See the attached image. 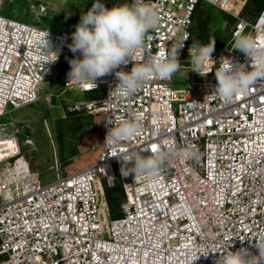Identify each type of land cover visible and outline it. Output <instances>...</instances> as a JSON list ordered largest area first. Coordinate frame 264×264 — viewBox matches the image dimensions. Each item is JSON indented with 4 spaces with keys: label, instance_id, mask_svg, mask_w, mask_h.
<instances>
[{
    "label": "built area",
    "instance_id": "built-area-1",
    "mask_svg": "<svg viewBox=\"0 0 264 264\" xmlns=\"http://www.w3.org/2000/svg\"><path fill=\"white\" fill-rule=\"evenodd\" d=\"M198 1L144 0L157 10L160 22L148 33L138 63L167 52L185 36L180 57L189 56ZM203 1L230 12L231 0ZM235 16L231 41L239 32L264 43V6L252 19ZM70 39L69 33L0 14V115L8 105L19 109L36 102L41 84L67 53L64 89L105 91L70 108L99 117L96 159L53 181L42 182L31 169L13 122L0 123V264H187L200 245L217 253L193 264H216L230 243L231 251L243 247L258 254L254 242L264 237V82L232 101L214 93L220 57L247 62L251 70L250 59L225 46L212 54L204 69L209 73H196L199 78L187 86L173 88L172 78H153L121 98L115 91L110 95L118 83L115 72L98 78L91 90L69 82V60L82 58L68 49ZM52 52L56 61L46 62L55 59ZM121 67L130 71L133 64ZM135 113L143 116L140 131L115 151L148 156L155 145L157 152L168 153L154 184L134 174L123 178L121 160L103 144L104 121L118 124ZM117 180L124 198L121 215L112 217L107 189Z\"/></svg>",
    "mask_w": 264,
    "mask_h": 264
},
{
    "label": "clouds",
    "instance_id": "clouds-1",
    "mask_svg": "<svg viewBox=\"0 0 264 264\" xmlns=\"http://www.w3.org/2000/svg\"><path fill=\"white\" fill-rule=\"evenodd\" d=\"M160 22L157 10L144 2L132 0L131 3L114 4L111 8L100 0H95L92 6L81 14L75 31L71 34L72 42L69 50L81 57L69 60V82L85 84L89 90L97 87L98 78L115 72L118 80L115 91L118 97H130L140 90L151 79L171 80L173 75L181 69L180 50L184 48L187 36L180 39L167 52L147 57L144 62L138 63L140 51L145 48L148 33L154 30ZM49 47V44H48ZM232 50H239L250 59V68L247 64L234 62L230 57H220L215 70L217 84L215 92L226 101H232L243 95L247 90L264 82V43L258 42L252 34L237 33L231 46ZM215 39H209L207 44L194 41L189 47V70L200 75H206L204 69L214 59ZM53 53V52H52ZM49 58L46 62H55ZM133 64L130 71L121 67ZM214 66V65H213ZM143 116L135 113L128 120H121L118 124L113 119L104 121L107 127L104 145L112 150L111 156L121 160V176L127 178L134 174L149 184H154L161 169L168 162L169 154L153 151V154L144 156L136 152L117 153L115 149L125 141L131 140L140 131ZM182 155V154H181ZM115 179V177H110ZM258 254H252L247 248L236 251L219 252L221 255L216 264H264V237L254 242ZM214 252L205 245H200L198 254L189 256L187 264H193L200 256L207 257Z\"/></svg>",
    "mask_w": 264,
    "mask_h": 264
},
{
    "label": "rangeland",
    "instance_id": "rangeland-1",
    "mask_svg": "<svg viewBox=\"0 0 264 264\" xmlns=\"http://www.w3.org/2000/svg\"><path fill=\"white\" fill-rule=\"evenodd\" d=\"M94 1L5 0L0 14L39 28L72 34L81 14L87 12ZM112 1L114 4L132 2ZM100 2L105 3L104 0ZM204 9L208 19V31L212 39H215L218 50L232 46L230 37L237 19L235 15L250 19L255 17L254 6L247 0H231L230 12L210 3H204ZM71 42L70 39L68 44ZM188 57H179L181 69L173 75L171 87H185L192 78H199L196 72L189 70ZM60 67L58 62L51 75L43 81L36 102L19 109L8 105V110L0 115V123L13 122L14 129L18 130L16 136L20 151L31 169L38 172L42 182L53 181L57 174L64 175L92 163L98 155L101 143L99 117L85 110L71 111L70 108L77 101L104 96V89L87 92L78 86L64 89L57 82ZM109 207L111 215L112 204Z\"/></svg>",
    "mask_w": 264,
    "mask_h": 264
},
{
    "label": "trees",
    "instance_id": "trees-1",
    "mask_svg": "<svg viewBox=\"0 0 264 264\" xmlns=\"http://www.w3.org/2000/svg\"><path fill=\"white\" fill-rule=\"evenodd\" d=\"M105 4L109 7H112L114 5L112 0H104ZM247 2L253 4L255 15L259 13V11L264 6V0H247ZM204 3H207L203 0H199L196 4V8L193 15V25L191 29V36H190V43L194 41H199L201 43L207 44L209 39H212L208 28H207V14L204 9ZM217 45L215 44V50L213 54L217 52ZM69 58V53H67L65 56H63L59 62L61 67L59 68L58 74H57V82L60 87H63V80L62 75L65 71L66 62ZM107 198L110 202L109 204H112L113 209H111V216L116 217L121 215V202L124 198L123 189L121 186V182L119 180L116 181L115 185L112 188L107 189Z\"/></svg>",
    "mask_w": 264,
    "mask_h": 264
},
{
    "label": "snow or ice",
    "instance_id": "snow-or-ice-1",
    "mask_svg": "<svg viewBox=\"0 0 264 264\" xmlns=\"http://www.w3.org/2000/svg\"><path fill=\"white\" fill-rule=\"evenodd\" d=\"M152 150L156 151V146L155 145H152Z\"/></svg>",
    "mask_w": 264,
    "mask_h": 264
}]
</instances>
